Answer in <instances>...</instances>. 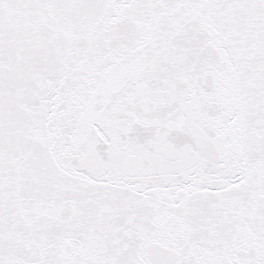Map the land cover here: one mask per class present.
Masks as SVG:
<instances>
[{
    "label": "snow or ice",
    "instance_id": "1",
    "mask_svg": "<svg viewBox=\"0 0 264 264\" xmlns=\"http://www.w3.org/2000/svg\"><path fill=\"white\" fill-rule=\"evenodd\" d=\"M0 264H264V0H0Z\"/></svg>",
    "mask_w": 264,
    "mask_h": 264
}]
</instances>
